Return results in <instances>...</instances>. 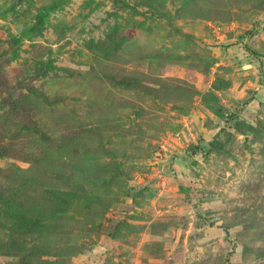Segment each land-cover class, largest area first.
<instances>
[{
	"label": "rangeland",
	"instance_id": "obj_1",
	"mask_svg": "<svg viewBox=\"0 0 264 264\" xmlns=\"http://www.w3.org/2000/svg\"><path fill=\"white\" fill-rule=\"evenodd\" d=\"M0 264H264V0H0Z\"/></svg>",
	"mask_w": 264,
	"mask_h": 264
}]
</instances>
